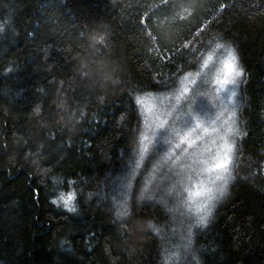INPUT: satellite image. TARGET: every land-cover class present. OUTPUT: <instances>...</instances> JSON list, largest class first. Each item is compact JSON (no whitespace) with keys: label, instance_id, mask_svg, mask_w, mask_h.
Here are the masks:
<instances>
[{"label":"trees","instance_id":"obj_1","mask_svg":"<svg viewBox=\"0 0 264 264\" xmlns=\"http://www.w3.org/2000/svg\"><path fill=\"white\" fill-rule=\"evenodd\" d=\"M51 4L75 42L45 44L61 28L44 25ZM168 5L0 0V264H264V0ZM146 12L155 39L140 26ZM216 43L244 74L232 179L204 227L163 161L165 140L149 139L145 104L208 72L226 54ZM42 55L50 77L30 82ZM69 194L74 212L53 203ZM189 226L190 252L177 259Z\"/></svg>","mask_w":264,"mask_h":264},{"label":"rangeland","instance_id":"obj_2","mask_svg":"<svg viewBox=\"0 0 264 264\" xmlns=\"http://www.w3.org/2000/svg\"><path fill=\"white\" fill-rule=\"evenodd\" d=\"M56 12L53 4L48 6L47 15L49 17L47 16L48 18L46 17L44 20L46 29L50 26L51 28L61 26V28L57 33L48 36L45 39V44L63 43L66 40L75 42L76 39L70 28L65 31V25L59 13L56 15ZM80 46L82 47V45ZM80 46L79 53L82 50ZM44 58L45 56L42 55L40 61L35 63L29 72L30 82L31 80L40 81L45 78L44 76L46 78L49 76L42 67ZM225 58L226 54L216 63L209 61L211 64L208 72L207 69H204L201 73L185 78L175 94L159 96L154 100L150 99L145 104L147 118L152 125L149 139L152 140L163 133L161 136L166 142L163 161L168 163L166 164L168 170L173 171L172 169H174L173 173L184 183L188 194V207L193 214H196V205L202 202V198L195 196L194 193L202 186H211L208 182L215 180L219 174L218 171L208 172L206 169L211 168L216 162L215 158L221 155L225 142L235 146L239 133L237 97L240 78H237L234 89L232 86L220 89L216 85L217 79H223L225 69L222 61ZM33 90L36 91L35 86L30 92V97L34 98L37 95ZM232 91L235 92V95H232ZM29 102L27 101V103ZM117 110L119 109L103 114L102 122L104 123L101 129H106V125L112 127L113 116L117 114ZM189 113L193 118L190 126H194L196 123L200 124V128L191 134V139L194 141L191 145L183 142L184 139H187L185 133L189 128L186 126ZM24 114L26 116L29 114L28 105ZM14 155L19 160L24 156V153L17 150Z\"/></svg>","mask_w":264,"mask_h":264},{"label":"snow or ice","instance_id":"obj_3","mask_svg":"<svg viewBox=\"0 0 264 264\" xmlns=\"http://www.w3.org/2000/svg\"><path fill=\"white\" fill-rule=\"evenodd\" d=\"M161 5L164 7H168V0H161ZM223 7V6H222ZM151 23V15L149 13H144V16L140 19V26L142 30L146 32L150 39H155L152 36L151 32H147L149 24ZM204 27L197 29V34L203 33ZM184 47H189V45H185ZM217 49H223L226 51V58L222 61L223 68L225 69L223 73V79H217L216 85L220 89L228 88L232 86L234 89L237 78H240L244 74V69L239 64V58L236 54V51L231 46H225L220 43H216ZM204 66L208 67V61H204ZM187 91V90H185ZM232 95H235V92L232 91ZM139 99L137 100V104H139ZM193 118L191 114H188V119L186 120V126H189L188 132L185 133V137L183 142L192 144L194 141L191 139V134L195 133L199 128L200 124L196 123L194 126L192 125ZM163 135V133H161ZM235 151V147L232 144L225 142L223 145V149L221 155L215 158V163H213L211 168L206 169L208 172L218 171V175L215 180H210L208 182L211 186H202L199 190H197L194 195L202 198V202L198 203L195 207L196 219L195 223L197 226L206 227L209 219L213 214V210L216 207L217 203L221 201L227 195L228 185L232 179V165H233V154ZM145 149L143 147L140 148L141 158L143 157V153ZM140 167V161L137 160L135 162V168ZM134 175V171L132 173ZM130 186V185H129ZM74 200V196L69 194L67 197L61 195L58 196L57 201H53V203H62L65 208L70 212L76 211L75 205L72 203ZM191 210L189 209V212ZM122 215H127V213H122ZM148 227L153 229L157 234H159L162 229L158 227L156 224L149 223ZM192 229L191 226L187 229L186 233L181 236V243L177 244L175 247L177 251L173 253V255L180 259L179 253L183 252L185 255L189 254L192 244ZM193 260L196 259L195 256L192 257ZM197 264L199 262L197 261Z\"/></svg>","mask_w":264,"mask_h":264}]
</instances>
